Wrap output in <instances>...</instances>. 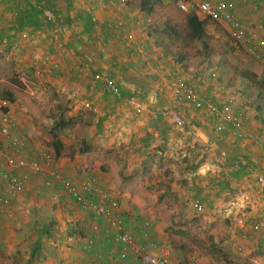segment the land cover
I'll list each match as a JSON object with an SVG mask.
<instances>
[{"label": "crops", "instance_id": "1", "mask_svg": "<svg viewBox=\"0 0 264 264\" xmlns=\"http://www.w3.org/2000/svg\"><path fill=\"white\" fill-rule=\"evenodd\" d=\"M29 1L0 0V56L4 51V59L8 61L6 65L0 61V93L11 95L9 109L17 119L20 130L33 135L25 147V154L31 156L37 151H46L51 156L49 159L40 158L42 170L29 175L22 191L1 212L2 242L6 237H11L10 240L17 238L14 229L9 230L7 226L15 214L25 211L31 216L28 217L30 222L26 220L23 223L27 228L26 233L34 221L39 226L53 222L56 229L49 236L40 235L37 225L34 239L27 242L29 247L27 255H23V264H90L93 253L103 254L105 264H140L134 257L126 261L117 259L120 246L114 241V231L104 235L99 229L104 222L100 220L97 221L99 228L96 231L91 213L81 211L50 178V171H53L75 182L86 178L92 180L93 196L105 195L113 200L117 204L115 214L124 221L126 230L138 242L143 240L141 234L146 232V241L148 245L151 244L152 252H166L168 257L180 264H264V229L256 234L248 226H234L230 236L219 240L214 238V244L219 242L227 251L230 249L233 256L227 258V261L233 260L231 263H215L210 252L203 255L196 253V248L184 245V241L172 235L174 232L162 233L156 228L157 218L150 215L153 209L145 201L152 190L155 197L162 195L161 198L167 192L175 191L170 180V175L174 173L173 163L181 167L180 174L183 173L182 167L187 165L190 169L193 166V170H184L188 181L173 183L177 184V191L174 192L177 196L192 199V212L197 213V216L202 211L212 214L218 212L220 217L223 213L227 223L237 215L245 214L250 224L257 222L264 227V215L259 212L264 204V190L257 189L252 179L247 178L249 172L264 176V130L255 129V121L248 115L250 112L244 115L237 100L223 94L221 89L215 90L210 74L201 69L192 75L198 98L218 110L227 106L230 115L242 120L240 130L237 132L232 125L223 123L222 132L217 133L215 126L218 123L205 111H196L189 104L177 105L170 100L165 78L167 73L175 69L172 64L166 67L165 59L154 50L148 30L141 32V20L150 13L138 8L139 0L132 2L137 8L127 5V0H46V7L61 17L67 27L66 37L60 38L61 47L55 46L56 36L48 30L53 27L44 25L30 10L20 13L24 7L19 3ZM253 1L244 6L236 4L235 14L256 30L259 36H264V0ZM254 5H257L255 9ZM14 8L18 11H14ZM28 13L33 15L34 24L25 21ZM185 13L196 15L204 21L206 28L205 22L208 20L204 17L193 11ZM117 22H120L119 26ZM38 29L40 33L36 31ZM129 34L130 40L127 39ZM135 46H141L150 53L151 59L145 61L136 55ZM19 51L23 55L18 63ZM9 67L15 70L17 80L7 78ZM3 68L5 74L1 73ZM92 73L112 78L118 85L119 93H108L99 83L90 88ZM140 73L149 78L146 81L148 88L143 87V90L125 78ZM32 74L37 81L36 87L25 86L26 91L20 81L31 78ZM18 86L29 96L19 92ZM43 94L44 97H41ZM61 94L67 96V110L58 113L54 118L56 121L53 118L46 119V100ZM144 98H150L149 103L152 102V105L146 104ZM85 101L89 104L88 109L83 107ZM131 103L132 106L129 105ZM136 105L141 108L138 113L133 109ZM160 108L181 109L189 127L183 131L176 130L166 119H156V110ZM79 112L87 113L86 126L81 127L84 133L81 136L73 132L69 141L65 138L64 128L69 125L70 117ZM62 116L66 119L64 122H68L54 127ZM74 126L76 130L79 127L78 123ZM189 128L197 132V139L189 135ZM51 133L56 135L54 139L59 142L57 155L53 154L52 149L49 151L43 147L46 142L42 141H46ZM74 141L77 143L72 146ZM204 145L207 150L203 149ZM50 146L52 148V142ZM220 147L233 152L230 170L220 168L226 162L220 156ZM81 148H84L83 152H80ZM30 150L35 152L28 153ZM3 153H9V149L0 136V190L4 183L2 174L7 165ZM220 171L223 173L220 174ZM233 171H238V178L232 185L234 187L221 192L218 184L224 179L231 181V177L227 176ZM131 179L133 182L129 183L127 180ZM45 181L50 184L47 188L42 187ZM242 184L248 185L250 192H255L259 198L254 201L249 199L248 202L243 197L240 199L238 193L242 190L236 188L246 189ZM155 187L160 189V194H157ZM231 195L233 198L230 199ZM50 209L52 218L46 219V212H50ZM154 209L157 210L158 206L155 205ZM144 216L154 224L150 226L149 232L148 226L140 222L141 219L145 221ZM180 222L189 225V220ZM90 237H93V253L81 250L82 243ZM35 239H38L39 246L32 255L31 244ZM236 246L241 247L240 253L236 252ZM10 261V264H15L13 257ZM0 264H8L7 259L3 262L0 260Z\"/></svg>", "mask_w": 264, "mask_h": 264}, {"label": "rangeland", "instance_id": "2", "mask_svg": "<svg viewBox=\"0 0 264 264\" xmlns=\"http://www.w3.org/2000/svg\"><path fill=\"white\" fill-rule=\"evenodd\" d=\"M125 2L127 5L132 6L133 8H137L132 3L135 2V0H127ZM10 3L11 2H9V4ZM186 14L187 13L181 11L176 6L174 0H161V3L155 6L150 15L144 16L141 20V32L145 31L146 29L148 30L150 39L152 40L151 43H153V45L155 46L154 50L161 54V58L165 59V62L167 63L166 67L168 65H173V69H175V71L186 78V80H193L192 75L198 72V69H201L208 74L213 73L214 77H211V79H213L212 84L215 87V90L221 89L223 90V94L228 95L230 98L234 99V101L237 100V105H239V103L241 104V109L244 111V115L250 112V114L248 115L253 121H255V129H257V131L264 130V98L262 96V93L264 95V90H262L261 87L252 85L242 88L238 83L239 76L241 74H243L244 72H256L257 67L261 66L248 58L242 51H237L232 48V45L229 41V35L225 27L207 21L205 22L206 28L204 29V35L201 39H197L191 36L188 33V28L185 23ZM167 28H170V30L173 32H170ZM201 41H203V43L206 45V51L203 50ZM4 53L5 52L2 51L0 61H4L6 65L8 61L4 59ZM17 55L18 60L23 55V52L19 51ZM8 60L10 61L11 59L9 58ZM21 60L22 59H19L17 62L19 63ZM3 71L4 68L1 70V73L5 74V71ZM7 75V78L17 80L18 75L15 73V70L13 71L10 67L7 70ZM261 75L262 78H264V71ZM27 80L31 82H28ZM36 83L37 81L34 80L33 74L31 75V78H27L24 82L20 81V84L24 89L25 86H29L30 88L36 87ZM18 88L19 92L29 96L25 92L26 89H23L24 91H22V88L20 86H18ZM3 96L4 94L0 93V98H3ZM41 97H44V94ZM66 97L67 96L65 94H61L60 96L48 98L46 100L45 106H47L48 108V111L45 115L46 119L51 118L52 120L53 118V121H56L54 120V118L57 116V114L60 112H64L65 109L67 110L68 107ZM149 100L150 98L143 99L146 104L148 103L152 105V102L149 103ZM86 114L87 113L79 112L76 116L70 117L71 119L68 120L70 126L68 125L64 128L66 139L70 141V139H72L73 132L79 135L81 134V136L83 135L84 131L81 127L86 126ZM67 118H69V116H67ZM62 119L64 121L66 120L63 116ZM75 123H78V129H80L81 131H78V129L76 130V127L74 126ZM258 125H261L260 128H258ZM26 134L30 135V137L33 138V135H31L30 133L26 132ZM55 136L56 135L54 133H51V135L47 137L46 141H42L43 143L46 142L45 146L43 145L45 149L47 148L49 151H51L52 148L50 144L54 140ZM73 138L75 139L76 137ZM74 143H77V141H74L72 143V146ZM32 151L35 152L34 150H30L28 153H31ZM43 153L44 152L37 151L34 155L31 156H35L40 159L44 158L42 157ZM177 165L178 164L175 163L172 164L174 173L170 175L172 188H174L175 191L167 192L164 198H161L162 195L155 197L156 194L154 190H152L151 192H149L148 196L145 197V201H148V203L152 207L151 209H153L150 215H152L153 218H157V222L155 223V225L157 226L156 228L161 230L162 233H168L169 231L174 232L175 234L172 235L177 236L181 241H184V245L196 248V253L203 255L205 252H210L212 254L211 259L215 263L233 262V260L227 261L228 257H230V259L231 257H233L230 254V249H228L227 251L224 246H220L219 242L217 244H214L213 241L214 238H217V240H219L220 238L225 239L226 237L230 236L232 233V231H230L232 227L224 221L226 220V217L225 215H223V213L220 217V214L218 212L212 214L208 213L207 211H202V214L197 216V213L192 212L190 207L192 199H186L183 195L177 196L176 193H174L177 191V188L175 187L177 184H173L175 181H188V177L186 174L187 172L184 171L186 170L187 165L186 167H182L183 173L181 174L179 173L181 167L179 168ZM187 170H189V168H187ZM169 172H171L170 169ZM181 175L185 177H182ZM127 181L129 183L133 182L132 179ZM245 185L246 184H242L243 187H246ZM42 187L47 188V186ZM238 188L242 190L240 191L241 193H238V197L240 199L241 197H243L242 199H244L246 202H248L249 199L251 201H254L259 198L258 194L256 195L255 192H250V189L248 187H246V189L237 187L236 190H238ZM155 189L157 194L161 193H158V191L160 190L159 188L155 187ZM43 192H45V190H43ZM166 197L167 199H165ZM229 198H233L232 195ZM90 200L91 202H94V199L92 197H90ZM155 205L158 206L157 210L154 209ZM51 210L52 209H50V212L48 211L49 213L46 212V219L52 218ZM28 217L31 216H28L25 211H22L15 214L8 223L7 228L9 230L14 229L13 232L15 234H18L16 239L10 240L11 237H6V240H3L2 242V234L0 230L1 262L7 259L8 264H10V260L13 257L15 264L24 263L23 255H27L29 247V245H27V242L30 243V240L34 239V231L36 230L37 225L39 226L37 221H34V225H32V227H30V230H28V232L26 233L27 228L24 227L25 224L23 223H26V220L30 222ZM143 219L145 221L141 219L140 222L141 224H146L148 226L147 231L149 232L150 226L153 227L154 224L147 216H144ZM188 220L189 225H183L180 222ZM142 229L144 231V228ZM263 229L264 227L263 225H261L260 231ZM31 230L33 231L31 232ZM223 248L224 250H222ZM195 259L196 258L194 257L193 260L195 261ZM235 260H237V258ZM235 263L236 262H234L233 264ZM11 264L14 263L12 262Z\"/></svg>", "mask_w": 264, "mask_h": 264}, {"label": "built area", "instance_id": "3", "mask_svg": "<svg viewBox=\"0 0 264 264\" xmlns=\"http://www.w3.org/2000/svg\"><path fill=\"white\" fill-rule=\"evenodd\" d=\"M30 1L34 3L33 7L38 19L49 28L53 27L51 30H48L50 34L56 36L55 46L61 47L62 42L60 38L65 37L67 32V27L62 18L57 16L52 9L44 6L42 0ZM251 2L254 3L253 0H199L194 2L189 0H174V3L181 11L186 12L191 10L211 23L225 27L232 48L237 51H242L255 63L264 66V36H259L256 30L244 23L235 14L236 4L238 6H244ZM256 7L257 5L253 6L254 9ZM13 10L18 11L17 8ZM15 14L16 12L13 13V15ZM119 24L120 22H117L118 26ZM36 31L40 33L39 29ZM127 39H131V34L127 36ZM134 48L135 54L145 61L151 59L150 53L146 50L144 51L141 46H135ZM210 76L213 78L214 74L211 73ZM165 79L167 80L170 100L176 102L177 105L189 104L196 111H205L218 123L215 126V132H222L223 127L221 125L223 123L232 125L234 129L241 127L242 120L230 115L227 106L218 110L207 102L202 103L197 96V87L193 80H186L177 71L167 73ZM96 83H99L102 89L113 95L119 93V88L115 85L112 78L110 79L99 73H92L90 75V88ZM129 105L132 106V103ZM83 107L85 109L89 108L88 102L85 101ZM133 109L136 113L141 110L137 105ZM181 112V109L164 108L160 110V115L167 117L173 128L183 131L186 127H189V124L186 116ZM187 132L193 139L198 138V134L194 129L189 128ZM0 136L6 142L7 148L9 149V153H3L7 165L6 171L2 174L4 183L0 190L1 214L10 204V201L22 191L23 185L27 178H29V175L36 174L42 169L39 158L25 154V147L31 137L20 130L17 119L9 109V102L3 98H0ZM256 142H259V139H256ZM203 149L207 150L206 145H204ZM42 157L49 159L50 154L44 152ZM41 160L43 159L41 158ZM50 176L55 180L64 194L73 199L82 210L91 213L96 231L99 228V224H97L98 220L104 222L99 228L104 235H108L110 231H114V241L120 246V250L117 253V259L119 261H126L129 257H134L140 264H180L176 260L168 257L166 252L150 251L151 244L148 245V241H146V232L141 234L143 237L142 241H136L133 234L124 229L122 219L115 214L117 204L113 200H110L105 195H98L94 202L89 201L86 195H93L94 193L92 180L86 178L78 182H73L53 171H50ZM247 178L252 179L253 186L257 187V189L264 190V176L249 172ZM43 185L49 186L50 184L45 181ZM246 187L249 186L246 185ZM259 210L264 215V204ZM197 211L200 210L197 209ZM228 225L241 228L248 226L256 234L260 232L259 223L250 224L245 214L237 215L232 220H229ZM92 248L93 237L87 238L81 245V250L84 252H92ZM235 250L240 253L241 247L236 246ZM90 264H105L103 254L93 253ZM189 264L195 263L191 262Z\"/></svg>", "mask_w": 264, "mask_h": 264}, {"label": "trees", "instance_id": "4", "mask_svg": "<svg viewBox=\"0 0 264 264\" xmlns=\"http://www.w3.org/2000/svg\"><path fill=\"white\" fill-rule=\"evenodd\" d=\"M35 1H37V0H35ZM43 1L45 2L44 3V6H47L46 0H43ZM160 2H161V0H139L137 2V6H138L139 9H141V11H143L145 13H151L154 10L155 6H157L158 4H160ZM20 4H22V6L24 7V9L23 8L21 9V12L20 13H24L27 10L28 11L30 10L31 12H33L36 15V11H35V9L33 7V4L34 3H32V2L29 1L27 3L26 2L19 3V5ZM27 16H28V18H26V20H25V21H27V24H34L33 23L34 20L32 19L33 15L31 13H28ZM185 23H186V26L188 28V33L191 36H193L194 38H197V39H201L203 37V35H204V21L203 20L198 19L197 16L194 15L193 13H187L186 16H185ZM167 29L170 32H173V31L170 30V28H167ZM201 45L203 47V50L206 51V45L203 43V41H201ZM263 71H264V67L262 65L261 67H257V71L256 72H249V73L244 72L243 74H241L239 76L238 83L241 86H251L252 85V86L261 87L262 90H264V78H262V75H261L263 73ZM132 75L133 76H130V78H128V76H126L125 78L128 81H131V82L133 81L134 84L138 85L141 88V90H143V87H144V89L145 88H148V85H146V81L148 82V79H149L147 75L141 74V73L140 74H136V75L132 74ZM115 85H117V84L115 83ZM92 88H94V86ZM108 93H110V92H108ZM262 96L264 98L263 93H262ZM3 99H6L8 102H11L12 101L11 95L9 93L4 94ZM155 105H157L156 102H155ZM162 109H164V108H160V109L156 110V114H157L156 115V119H157V117L158 118L161 117V118H164L167 121H169V119L167 117L160 115V110H162ZM181 113L183 115H185L184 114V111H182ZM67 122L68 121L64 122L63 119H60L58 122L55 123V126L54 127H56L57 125H65ZM235 130L238 132L240 130V128L239 129H235ZM223 135H225V134H222L221 136H223ZM58 147H59V142L54 139L52 141V151H53V154L57 155V153L59 152V148ZM83 149L81 148L80 149V152H83ZM220 150H221L220 156H222L223 160L226 161L225 163H223V165H221L220 168L221 169H223V168L224 169H228L229 168V170H230L232 168V164H231L232 161L230 162V158H232V157H230V156L233 154V152L230 151V150L224 149L222 147H220ZM189 170H193V166H191ZM237 172H234L233 171V172H229V174L227 173L228 174L227 178L228 177H231L232 180L230 181V179H228V180L227 179H224L223 182H220L218 184V188L220 189L221 192H226L230 187H232V185L235 184V179L238 178L237 177L238 176V173ZM56 173H58V172H56ZM222 173H223V171H220V174H222ZM60 176L63 177V178H66V177H64L62 175H60ZM50 178H52V177L50 176ZM54 182H55V180H54ZM73 182H75V181H73ZM42 185H43V182H42ZM90 197H92L95 200V198L93 197L92 194L91 195H86V198L89 201H91L90 200ZM68 198L70 200H72V202H74L75 205H77L78 208L81 211L86 212V211L82 210L80 208V206L73 199H71L69 196H68ZM195 203H196V205H200L198 202H195ZM122 223H123V221H122ZM42 225L43 224H40V226H39L40 229L38 228V231L40 232V235L49 236L50 235V232H53V230L56 229L55 228L56 225L53 222L52 223H46L43 226ZM123 227H124V229H126V226L124 225V223H123ZM38 246H39L38 239H35V241L31 244L32 255L35 252H37ZM25 264H28V262H25Z\"/></svg>", "mask_w": 264, "mask_h": 264}, {"label": "clouds", "instance_id": "5", "mask_svg": "<svg viewBox=\"0 0 264 264\" xmlns=\"http://www.w3.org/2000/svg\"><path fill=\"white\" fill-rule=\"evenodd\" d=\"M191 11V10H190ZM187 12V11H186ZM210 22V21H209ZM211 23V22H210Z\"/></svg>", "mask_w": 264, "mask_h": 264}]
</instances>
